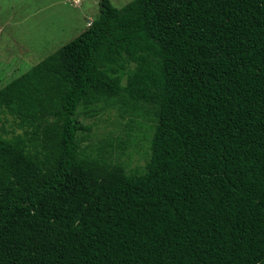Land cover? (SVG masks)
<instances>
[{
    "label": "trees",
    "instance_id": "trees-1",
    "mask_svg": "<svg viewBox=\"0 0 264 264\" xmlns=\"http://www.w3.org/2000/svg\"><path fill=\"white\" fill-rule=\"evenodd\" d=\"M98 6L0 88V137L40 167L0 170V264H264V0ZM106 109L151 122L143 176L84 144Z\"/></svg>",
    "mask_w": 264,
    "mask_h": 264
},
{
    "label": "rangeland",
    "instance_id": "rangeland-1",
    "mask_svg": "<svg viewBox=\"0 0 264 264\" xmlns=\"http://www.w3.org/2000/svg\"><path fill=\"white\" fill-rule=\"evenodd\" d=\"M98 1L0 0V88L79 35L87 22L98 16ZM129 1L110 0L117 8ZM120 112L123 117H119L116 110L107 109L93 116H79L83 124L91 127L84 144L97 148L96 153H105V161L112 167L122 166L123 176H143L150 159L152 124L144 119L142 127L131 125L128 122L130 113L123 109ZM133 115L141 119L138 111ZM15 133L0 137V170L16 185L28 188L40 179V167L38 169L30 157L8 145L7 139ZM43 134L41 147L46 154L50 140L46 131ZM86 162L101 178L108 176L103 175L110 169L109 165L105 166L106 162L101 159Z\"/></svg>",
    "mask_w": 264,
    "mask_h": 264
}]
</instances>
